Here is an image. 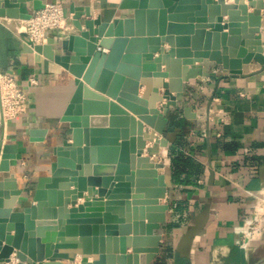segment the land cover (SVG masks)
Returning <instances> with one entry per match:
<instances>
[{
    "label": "water",
    "instance_id": "obj_1",
    "mask_svg": "<svg viewBox=\"0 0 264 264\" xmlns=\"http://www.w3.org/2000/svg\"><path fill=\"white\" fill-rule=\"evenodd\" d=\"M26 1L0 0V16L29 18L31 12L21 9ZM31 2L34 9L45 5ZM263 5L121 0L119 8L132 14L112 19L72 5L75 31L60 45L53 36L25 42L26 51L74 75L76 87L61 116L71 133L53 146L51 173L38 178L32 203L23 204L15 173L0 179V264L14 250L18 261L12 264H70L77 253L79 264H149L160 250L162 234L155 229L169 208L160 200L168 189L165 161L151 155L157 144L169 143L171 107L184 100L191 78L215 74L212 67L238 75L253 59L264 64ZM184 110L197 115L190 105ZM146 124L154 129L147 136ZM30 133L40 140L47 130ZM147 140L153 145L147 147ZM18 150V143L3 144L0 170H10ZM79 197L84 201L77 203ZM207 216L208 208L193 231Z\"/></svg>",
    "mask_w": 264,
    "mask_h": 264
},
{
    "label": "crops",
    "instance_id": "obj_2",
    "mask_svg": "<svg viewBox=\"0 0 264 264\" xmlns=\"http://www.w3.org/2000/svg\"><path fill=\"white\" fill-rule=\"evenodd\" d=\"M61 1L72 16V5L91 8L104 19L132 14L130 9L119 8L121 0ZM241 1L248 4V0ZM21 9L30 12L31 0L22 2ZM253 9L249 6L250 11ZM261 10L264 47V5ZM228 16L223 14L224 20ZM20 23L21 18L0 16V68L14 74L30 97L28 111L0 124V150L5 143L19 144L10 170H0V179L15 173L17 185L23 188V204L27 205L34 201L38 178L51 173L56 158L53 146L70 136L71 127L61 116L76 84L64 66L24 49L26 31L18 29ZM73 31L74 26L69 30L50 28L47 36L55 37L60 45ZM165 46L168 48L169 43ZM212 69L215 74L188 81L184 100L171 107L165 133L169 143L157 144L151 155L165 161L161 172L166 175L168 189L160 200L168 202L169 208L166 220L155 229L162 234L160 250L149 264H264V223L259 231L247 230L257 212L264 209L259 206L264 199V64L253 59L238 75H229L221 65ZM31 76L36 83L30 82ZM187 105L196 112L195 117L186 115ZM32 128H46L44 139L34 137ZM145 130L154 129L146 124ZM151 145L153 141L147 140V147ZM178 153L194 162L180 175L172 165V157ZM83 201L84 197L77 199V203ZM206 208L208 216L202 228L193 231L204 220ZM10 258L4 264L18 261L15 250ZM81 259L82 254L77 253L68 262L79 264ZM25 264H29L27 260Z\"/></svg>",
    "mask_w": 264,
    "mask_h": 264
},
{
    "label": "built area",
    "instance_id": "obj_3",
    "mask_svg": "<svg viewBox=\"0 0 264 264\" xmlns=\"http://www.w3.org/2000/svg\"><path fill=\"white\" fill-rule=\"evenodd\" d=\"M30 12L29 18H21L18 29L26 31L24 41L31 45L46 42L47 30L50 28L69 30L74 26L73 16L66 11L61 0L45 2L43 7L33 8ZM29 80L31 83L37 82L34 76ZM29 106L30 97L27 89L19 83L14 74L0 68V124L28 111ZM259 206L264 207V199L260 200ZM263 223L264 209L257 212L247 229L248 232L261 230Z\"/></svg>",
    "mask_w": 264,
    "mask_h": 264
},
{
    "label": "trees",
    "instance_id": "obj_4",
    "mask_svg": "<svg viewBox=\"0 0 264 264\" xmlns=\"http://www.w3.org/2000/svg\"><path fill=\"white\" fill-rule=\"evenodd\" d=\"M193 159L189 156H185L183 153H178L172 157V165L175 174L180 175L182 172L186 171L189 166L193 165Z\"/></svg>",
    "mask_w": 264,
    "mask_h": 264
},
{
    "label": "bare ground",
    "instance_id": "obj_5",
    "mask_svg": "<svg viewBox=\"0 0 264 264\" xmlns=\"http://www.w3.org/2000/svg\"><path fill=\"white\" fill-rule=\"evenodd\" d=\"M145 135H146V136L149 135V131H146V130H145ZM144 152H145V151H144Z\"/></svg>",
    "mask_w": 264,
    "mask_h": 264
}]
</instances>
